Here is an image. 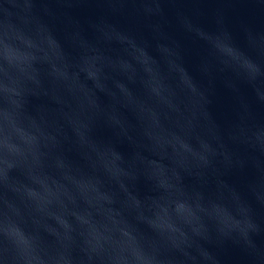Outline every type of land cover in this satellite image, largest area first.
Masks as SVG:
<instances>
[{"label": "water", "instance_id": "95a60500", "mask_svg": "<svg viewBox=\"0 0 264 264\" xmlns=\"http://www.w3.org/2000/svg\"><path fill=\"white\" fill-rule=\"evenodd\" d=\"M0 264H264V0H86L0 41Z\"/></svg>", "mask_w": 264, "mask_h": 264}]
</instances>
